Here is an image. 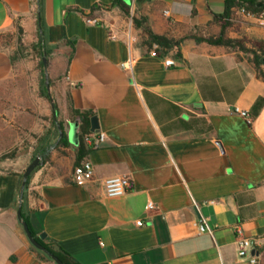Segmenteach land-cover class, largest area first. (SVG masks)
Segmentation results:
<instances>
[{"label":"crops","instance_id":"1","mask_svg":"<svg viewBox=\"0 0 264 264\" xmlns=\"http://www.w3.org/2000/svg\"><path fill=\"white\" fill-rule=\"evenodd\" d=\"M41 1L38 10L34 0H0V33L42 30L48 75L65 91L67 137L79 121L72 106L93 111L104 138L89 144L94 177L84 185L74 181L78 145L70 140L66 156L53 153L33 172L24 214L35 234L78 264H262L264 107L251 110L264 81L244 52L194 38L220 35L227 0H125L129 17L113 0ZM133 17L185 39L157 53ZM233 18L227 37L264 44V12ZM10 71L0 51V80ZM20 174L0 171V264H56L18 219ZM114 176H130L131 190L107 196ZM240 237L253 242L256 263L239 255Z\"/></svg>","mask_w":264,"mask_h":264},{"label":"rangeland","instance_id":"2","mask_svg":"<svg viewBox=\"0 0 264 264\" xmlns=\"http://www.w3.org/2000/svg\"><path fill=\"white\" fill-rule=\"evenodd\" d=\"M37 43L36 34L29 36L18 27L0 33V51L8 56L11 69L10 75L0 80V171L18 169L22 173L37 156H42L44 163L47 155L50 156L48 161L51 160L53 153L66 156L67 148L71 147L69 142L68 146L56 148L58 135L51 147L38 152L42 145V137L50 130L53 136L56 134V128L52 124L53 119L57 128L58 123L62 122L63 131L66 132L67 106L64 89L53 80L51 86L50 77V88L47 86L48 72L45 65L44 69L40 65ZM42 52L43 59L46 52L44 44ZM43 70L49 98L44 94ZM54 110L57 112V117Z\"/></svg>","mask_w":264,"mask_h":264},{"label":"trees","instance_id":"3","mask_svg":"<svg viewBox=\"0 0 264 264\" xmlns=\"http://www.w3.org/2000/svg\"><path fill=\"white\" fill-rule=\"evenodd\" d=\"M34 1L37 3L38 10H39V8L41 7L42 1L41 0H34ZM113 6L118 7L125 16H128V17L130 16V8L126 4L125 0H113ZM100 7H101L100 4H95L92 7L91 11L94 12L95 10L99 9ZM241 7H245L246 10L254 12L257 15H260L261 13L264 12V1L258 2L256 0H250V1L227 0L225 3V12L223 15L222 31H221L220 35L216 36V37H214V36H210V37L195 36L194 38L199 43L207 42L211 45L225 46V47L231 48L235 51L244 52L246 54V58H247L248 62L253 66L257 78L264 81V44L257 42L254 44L253 48H248L242 40L232 39V38H229L226 36L227 28L233 24L232 18L234 17L236 11ZM38 10L36 13L37 23H38V19H39V11ZM81 12L86 14L84 11H81ZM132 19H133V23H134L135 27L142 29L143 33L145 34V36H146L145 44L150 48H152L155 44L158 45V48L156 49L157 53H159V52L168 53L169 51L173 50L175 47L180 48V46L182 45V43L185 39V38L175 39V38L167 37L164 35L156 34L146 24L144 18L133 17ZM18 29L20 31H24V29L21 26H18ZM36 35L38 38V43L36 45V48L38 50V53L40 54V59H41L40 65H41L42 69H44V63H43V59H42V55H43L42 45L44 44L46 47L47 63H48V56L50 54V49L48 48L46 41L43 40L42 33H41L39 27L37 29ZM176 57L181 58L180 51L177 52ZM43 76L44 77H43V83L42 84L45 88L46 83H45V71L44 70H43ZM52 82H53L52 78L50 77L51 86H52ZM44 94L47 98L50 97L47 93L46 88L44 89ZM263 107H264V98H258L252 107V110H251L252 115L253 116L258 115ZM69 113H70V117L72 120H77V119L79 120V145H78V152H77L76 161H75V165L77 166V165L81 164L86 159V156L88 155V153L90 151V145L86 142L85 137L87 135L92 134L90 131L91 117L95 114L93 111L79 110V109L73 108L72 106L69 107ZM53 117H54V114H53ZM52 124L56 128V134L53 136L52 130L47 132L41 139L42 145L38 149V152H42L47 147L48 148L51 147L53 145V142L55 141L56 137H58V135H59L58 134V128H57V124H56L54 119L52 120ZM61 126H62V129H64V124L62 122H61ZM68 144H69V141L67 139V133L64 132V136L60 139V141L56 145V148H59L61 146H68ZM49 158H50V156L47 155L44 159V163H46L49 160ZM38 168L39 167H37L35 170H37ZM23 173L24 172H22L20 174L21 184H22ZM32 175H33V173H32ZM32 175L29 178V181L26 185L25 192H24V200H23V208H22L23 218L27 222L32 235L39 242H41L50 252H52L57 257H59L63 262H66L68 264H78L73 258H71L65 252L57 251L52 246L47 244L44 240H41L35 234V232L33 231L32 227L30 225L29 220L26 218V216L24 214V204H25L26 199L28 197L29 188H30V181H31ZM33 249H35V248L33 247ZM260 252L262 253V249L260 250Z\"/></svg>","mask_w":264,"mask_h":264},{"label":"built area","instance_id":"4","mask_svg":"<svg viewBox=\"0 0 264 264\" xmlns=\"http://www.w3.org/2000/svg\"><path fill=\"white\" fill-rule=\"evenodd\" d=\"M166 14L169 13V11L165 12ZM235 15L244 16L246 18H256L258 15L254 12L246 10L245 7L239 8ZM234 19V18H233ZM89 22H96V20H89ZM154 48H158V45H154ZM132 64V61H127L124 66L126 68H130ZM166 66H175L177 64L176 60L174 58H166L165 59ZM241 114L247 118V120L251 121V117L248 112H241ZM98 133H92L90 135H87L85 137V140L88 144H92L93 139L97 138V141H101L104 138L103 134H100L98 137ZM94 177V169L91 161L88 159H85L81 164L77 165L74 169V181L78 185H84L87 182L91 181ZM132 188V178L130 176H114L110 177L105 180L104 182V189L109 197H119L126 194L128 191H130ZM149 209L153 208V203L149 204ZM137 225L141 226L143 225L142 220H138ZM206 225L204 222L200 225V231L206 230ZM239 255L244 257L249 255L252 258L253 263H256L255 256L251 255V251L254 248L253 242L249 238L240 237L239 238Z\"/></svg>","mask_w":264,"mask_h":264},{"label":"water","instance_id":"5","mask_svg":"<svg viewBox=\"0 0 264 264\" xmlns=\"http://www.w3.org/2000/svg\"><path fill=\"white\" fill-rule=\"evenodd\" d=\"M41 21V18H40ZM42 32V30H41ZM46 52L44 53V58H43V62L45 65V68L47 69V56H46ZM46 83L48 88L49 87V76L47 73L46 76ZM54 114L55 117H57V112L56 110H54ZM78 126H79V121H76L74 123H70V131L68 133V137L69 140L72 144L75 145H79V131H78ZM58 128H59V138L58 141H60V139L64 136V131L61 127V124L58 123ZM91 133H99L101 131V127H100V123H99V119L97 115H93L91 117V128H90ZM57 141V143H58ZM43 164V158L42 156H37L24 170L23 173V177H22V184H21V190H20V204H19V208H18V219L20 221V223L22 224L24 231L27 235V238L29 239L30 243L37 249L40 250L42 252H44L47 256H49L56 264H68L66 262H63L59 257H57L55 254H53L52 252H50L41 242H39L31 233L29 226L27 224V222L23 219L22 216V206H23V200H24V192H25V188L26 185L29 181L30 176L32 175V173L35 171V169L37 167H39L40 165ZM46 237L45 234H40L39 238L41 240H44ZM258 254V252L256 251V249H253L251 251V255H256Z\"/></svg>","mask_w":264,"mask_h":264}]
</instances>
